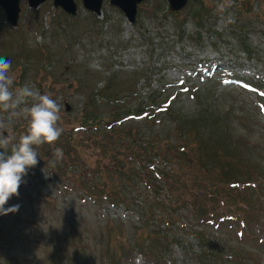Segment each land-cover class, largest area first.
Returning a JSON list of instances; mask_svg holds the SVG:
<instances>
[{
    "label": "rangeland",
    "instance_id": "374dc122",
    "mask_svg": "<svg viewBox=\"0 0 264 264\" xmlns=\"http://www.w3.org/2000/svg\"><path fill=\"white\" fill-rule=\"evenodd\" d=\"M76 2V18L63 16L61 9L54 16L48 2L38 19L22 1L20 27L7 50L16 56L11 63L13 90L27 85L50 95L61 106L59 126L64 131L55 145L37 148L39 163L23 178L19 196L5 205L19 204L20 211L0 215V264L201 263L193 259L203 255V248L198 250L202 244L188 232L177 229L169 235L180 245L169 249L167 261L160 249L155 258L143 256L149 241L140 236L138 210L107 203L98 209L80 200L87 197L78 191L83 183L78 172L95 168L98 157L90 142L80 140L77 128L82 111L91 108L87 101L95 88L105 93L115 81L119 89L128 90V97L110 106L119 105L120 112L127 113L128 131L139 132L149 145L156 140L167 153L171 149L168 160L190 175L206 170L209 178L219 171L221 182L241 183L235 192H220L225 199L220 206L251 223L239 239L230 224L218 231L200 228L215 237L224 255L204 264H264V98L235 84L248 79L264 95V0H231L223 13L218 9L224 0H189L177 14L170 12L166 0H148L139 5L134 24L110 0L104 1L103 18L88 13L81 0ZM229 16L234 22H227ZM117 71L122 75L109 82ZM71 84L76 89H68ZM28 101L20 99L16 111L21 113L24 103L29 107ZM3 113L0 120L7 123L10 114ZM26 128L24 115L11 117L8 131H17V142ZM71 135L79 140L72 145H78L88 162L81 164L83 171L71 163V158L77 159L74 152L70 156L63 148ZM142 141L138 147L146 146ZM54 148L62 149L61 159L52 157ZM246 183L257 186L243 192ZM40 192L47 198L29 205ZM174 197L167 194L165 200ZM42 207L54 210V215L41 213Z\"/></svg>",
    "mask_w": 264,
    "mask_h": 264
},
{
    "label": "trees",
    "instance_id": "16d2710c",
    "mask_svg": "<svg viewBox=\"0 0 264 264\" xmlns=\"http://www.w3.org/2000/svg\"><path fill=\"white\" fill-rule=\"evenodd\" d=\"M117 76L115 75L109 82L115 80ZM127 91L125 88L119 89L116 81L105 90L106 94L103 90L95 88L94 94L87 101L91 104V108L87 105L82 111L83 118L80 120L78 136L81 137L82 142H90L89 148L98 157L96 167L88 169L91 172L79 169L81 164L88 166L82 152L76 148L78 145L75 148L72 145L79 140L71 135L64 141L63 148L66 154L72 156L74 152L77 157L75 160L71 158V163L75 164L78 171H83L78 172L83 180V183L78 186V191L87 198L80 200L92 202L98 209L103 208V203H107L112 208L123 205L128 210H138L141 214V229H143L140 236L143 242L149 241L145 246L146 250L141 249L144 253L141 252L143 256L155 258L157 249L158 251L160 249L159 254L167 261L166 255L169 249L174 245H180L169 237L178 229L188 232L191 239L198 240L202 244L198 250L201 251L202 247L203 255L200 256V253L193 260L201 261L200 264H204L212 258L221 259L224 255L218 252L221 250L217 247L220 243L213 241L215 237H207V234L200 228H212L210 226L214 224L224 227L225 224H230L234 227V232L238 235L239 232H242V236H244L245 229L242 225L244 223L248 226L251 223L250 219L247 221V219L239 218L240 216L237 214H228L220 206L221 203H225L220 192L222 190L235 192L239 190L241 183L236 181L221 182L219 171L209 178L205 177L206 170H202L200 176L199 174L190 175L189 172L182 171L177 163L168 160L171 149L167 153L161 143L156 140H153L155 141L154 145L153 143L149 145L147 141L141 140V137L138 136L139 132L132 130L129 132L128 128L124 127L126 126L125 122L122 121L127 113L120 112L121 106L119 105L110 106L126 99ZM98 94H100V99L96 98ZM110 107L109 111H105V115L102 114L103 109ZM141 141L146 143V146L138 147L137 144ZM183 154L186 156L185 153ZM107 177L108 179H106ZM255 186L257 185L255 184ZM250 188L245 186L243 192ZM167 194L175 196L173 201L165 200ZM46 198L47 196L40 192L29 205L33 207L37 204V199ZM40 212L47 213L46 216L49 213L52 215L55 213L54 210L49 211L46 207H42ZM106 217L103 216V219ZM110 223L111 221L108 222V224ZM181 224L184 225L182 228ZM152 225L156 228L150 230ZM258 226L260 227V224ZM146 230H149L147 234L144 232ZM127 256L128 254L126 258ZM230 257L234 258V256Z\"/></svg>",
    "mask_w": 264,
    "mask_h": 264
},
{
    "label": "clouds",
    "instance_id": "9594fccd",
    "mask_svg": "<svg viewBox=\"0 0 264 264\" xmlns=\"http://www.w3.org/2000/svg\"><path fill=\"white\" fill-rule=\"evenodd\" d=\"M231 7V0H224L219 6V11L224 12ZM228 23L234 22L231 16ZM14 77L11 74V63L0 60V111L10 114L6 123L0 120V215L17 213L20 205L6 208L5 205L14 196H19V188L24 182L23 178L28 170L39 163L37 148L42 145H55L64 129L59 126L61 106L50 95L40 94L27 85L13 90ZM31 99L30 107L22 109V114L27 119L26 131L17 137L8 129L11 117L20 115L16 109L19 100ZM7 132V136L5 135ZM63 156L62 149L54 148L52 157L55 160Z\"/></svg>",
    "mask_w": 264,
    "mask_h": 264
},
{
    "label": "water",
    "instance_id": "95a60500",
    "mask_svg": "<svg viewBox=\"0 0 264 264\" xmlns=\"http://www.w3.org/2000/svg\"><path fill=\"white\" fill-rule=\"evenodd\" d=\"M32 1V0H30ZM45 1V0H43ZM147 0H111L113 6L118 7L126 16V18L131 23H135L138 6L146 2ZM169 3L170 11L172 13H178L185 9L189 3V0H166ZM41 1H39L40 3ZM55 7L63 8L68 14L76 15L77 14V5L74 0H54ZM83 5L86 10L101 16L102 6L104 0H82ZM37 3L35 6H38ZM0 5H2L9 12V18L15 24H18L19 19V2L18 0H0ZM4 60V59H0Z\"/></svg>",
    "mask_w": 264,
    "mask_h": 264
},
{
    "label": "flooded vegetation",
    "instance_id": "af4514ba",
    "mask_svg": "<svg viewBox=\"0 0 264 264\" xmlns=\"http://www.w3.org/2000/svg\"><path fill=\"white\" fill-rule=\"evenodd\" d=\"M22 1L25 2V5L27 4L28 10L34 13L33 15L36 16L38 19H40L41 13L46 11V10L41 11L40 8L42 7V5L44 6V4L46 5L48 3V0H45V1L43 0H32V1L18 0L19 8H20L19 23L21 21L22 13H23ZM39 1L41 2L39 3ZM37 3H39L38 6H35ZM32 8H37V9H32ZM0 17L2 18V24H3V27L0 25V29H1L0 30V59H4L5 61H9L10 63H12V61L15 58H13L14 56L8 54L7 50H9L11 46H13V41L16 39L15 37L17 35V30H18V27H20V25L18 24V26L17 25L15 26V24H13V22L10 20L11 18H9V12L2 5H0ZM2 50H4V53H1ZM16 83H19L21 86L24 85L23 83L20 82V80H17ZM0 115L4 116L3 111H0ZM21 115H23L22 112H21ZM16 133L17 131L15 132V135ZM5 135L6 136L8 135L7 132H5ZM0 151H3V150H0Z\"/></svg>",
    "mask_w": 264,
    "mask_h": 264
}]
</instances>
